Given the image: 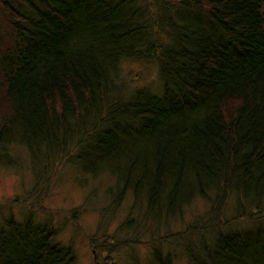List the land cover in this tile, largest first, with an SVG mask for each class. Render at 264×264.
Returning a JSON list of instances; mask_svg holds the SVG:
<instances>
[{
	"label": "trees",
	"instance_id": "trees-1",
	"mask_svg": "<svg viewBox=\"0 0 264 264\" xmlns=\"http://www.w3.org/2000/svg\"><path fill=\"white\" fill-rule=\"evenodd\" d=\"M132 59L157 62L160 93L124 91ZM19 146L33 198L0 203V264L74 263L33 214L63 164L111 176L106 211L131 194L127 229L167 222L145 240L157 264L166 246L187 264H264V0H0V166ZM194 198L205 215L171 229Z\"/></svg>",
	"mask_w": 264,
	"mask_h": 264
},
{
	"label": "rangeland",
	"instance_id": "rangeland-1",
	"mask_svg": "<svg viewBox=\"0 0 264 264\" xmlns=\"http://www.w3.org/2000/svg\"><path fill=\"white\" fill-rule=\"evenodd\" d=\"M118 83L124 91H133L134 88L146 87L151 92L160 93L157 62L122 60L119 66ZM17 166H0V203L11 202L15 196H28L34 174L31 171L29 155L24 147L15 148ZM46 193L41 199L42 211H33L34 219L38 222L51 221L57 227V240L62 245H71L74 255L73 264H157L153 258V251L146 243V238L152 234L165 232L164 224L161 228L150 231L148 229H127L124 222L129 216L132 204L131 194L123 198L122 202L113 211L105 208L110 203L107 187L113 179L107 173L93 177L83 172L77 166L59 165L54 170ZM41 193V192H40ZM39 204V203H38ZM105 207L104 209H102ZM230 204L228 211L232 212ZM208 209L207 203L194 198L192 203L184 206L180 215H176L168 222L171 229L183 230L198 216L203 217ZM25 208H15L12 214L18 221L27 217ZM8 214L7 208L0 210V224ZM247 227V221L243 222ZM178 235L173 238L181 240ZM139 242L131 241V238ZM195 241L197 239L194 237ZM163 255L172 252V264H187L185 253L175 246H166L162 249Z\"/></svg>",
	"mask_w": 264,
	"mask_h": 264
},
{
	"label": "water",
	"instance_id": "water-1",
	"mask_svg": "<svg viewBox=\"0 0 264 264\" xmlns=\"http://www.w3.org/2000/svg\"><path fill=\"white\" fill-rule=\"evenodd\" d=\"M110 264H113V263H110Z\"/></svg>",
	"mask_w": 264,
	"mask_h": 264
}]
</instances>
